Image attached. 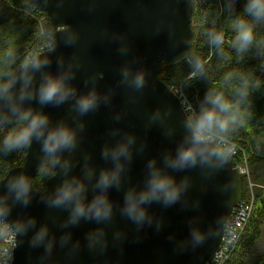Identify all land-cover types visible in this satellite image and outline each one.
<instances>
[{
  "label": "clouds",
  "instance_id": "clouds-1",
  "mask_svg": "<svg viewBox=\"0 0 264 264\" xmlns=\"http://www.w3.org/2000/svg\"><path fill=\"white\" fill-rule=\"evenodd\" d=\"M66 0H42V6L52 10L53 20L59 19L60 9ZM224 0L228 14L231 38L225 30L216 26L203 27L201 35L212 54L225 63H242L252 55L260 61L264 70V0ZM94 10L93 6L89 11ZM164 22L156 24L154 34L159 35ZM171 49L176 52L175 63H187L190 75L201 80L209 79V59L192 51V41L178 36L174 25H169ZM51 43L41 55L20 56L15 47L0 48V155L39 145L40 166L37 173L43 177L55 174L60 177L55 187L39 196V202L49 210L66 212L64 218L48 216L43 222L36 215L26 211L36 196L33 178L26 171L10 175L0 181V243L10 245L6 254L11 257L13 250L27 244L28 260L32 252L40 250L36 264H71L83 248L94 257L104 256L109 248L119 249L123 254L124 243L129 234L117 228L109 239V227L116 223L117 214L134 225L136 240L145 229L155 233L163 230V218L150 211L152 205L168 209L176 205L181 211L198 210L199 198L193 199L191 170H199L201 176L212 178L230 162L236 145L232 138L239 129L248 125L253 118V96L264 92V80L254 71L232 68L208 87L197 104L185 99L184 117L180 121L183 134L174 149H164L159 156L147 159L144 165L142 183H129L130 171L136 156L145 152L148 143L135 132L119 126L128 115L131 105L137 104L149 85L150 70L143 58L136 55L128 36L121 32L105 29L101 40L116 44V52L126 59L117 68L119 79L114 87L101 90L100 73L87 75L83 90L74 81L84 68L85 62L80 51L71 55H56L61 43L77 49L81 33L73 27H63L58 33H47ZM183 45V48H181ZM228 46L226 49L225 46ZM177 50H179L177 52ZM55 62L56 70L51 66ZM129 90L126 106L112 114L115 127L107 130L100 157L106 166L97 169L92 153L81 151L85 138L86 121L89 113L98 112L102 106L111 108L117 89ZM68 105L67 114L53 121L45 111L48 106L59 108ZM172 106H158L147 114L145 132L159 127L165 139H175L177 125L172 122ZM79 166V173L74 169ZM177 173H185L178 176ZM123 192V201H114L111 191ZM204 185L201 191H206ZM223 191V188H221ZM22 211L13 217V211ZM94 224L83 241L74 238L73 229L81 223ZM188 235L177 239L169 233L167 240L173 250L182 254L196 251L214 235L213 225L203 228L199 215L188 221ZM56 225L59 235L53 231ZM64 251L63 262L56 258V250ZM104 264H111L105 260Z\"/></svg>",
  "mask_w": 264,
  "mask_h": 264
},
{
  "label": "water",
  "instance_id": "water-1",
  "mask_svg": "<svg viewBox=\"0 0 264 264\" xmlns=\"http://www.w3.org/2000/svg\"><path fill=\"white\" fill-rule=\"evenodd\" d=\"M29 2L35 9L47 15L51 27H73L81 33L77 49L65 47L61 43L53 55L55 57L63 53L68 56L74 50L80 51L85 66L78 73L74 83L82 90L84 78L94 72L100 73L99 85L102 91L114 87L119 79L117 68L126 58L116 52V44L101 40V33L105 29L110 32L125 33L135 54L143 58L145 66L151 72L148 88L137 104L129 106L128 115L119 124L123 129L135 132L141 139L146 136L148 146L143 154L136 156L129 173L131 179H126V186L129 183H142L147 159L159 156L164 149H174L176 142L183 134V129L179 126L184 117L180 99L159 79L158 74L161 59L169 66L180 64L174 62L177 53L171 49L169 25H174L178 36H186L193 41L190 24L193 0H66L60 9L59 19L56 20H53L52 17L54 5L44 8L42 0H29ZM93 3L94 10L89 11ZM160 21L164 22V29L159 35H155V26ZM60 30L54 33H58ZM51 70H56L55 62H53ZM128 95L129 90L121 86L117 89L111 108L102 106L98 112L89 113L84 117L87 127L81 151L92 153L93 163L96 164L98 170L100 167L106 166V162L100 157L101 148L107 139L105 133L108 129L117 126L112 121V114L126 106ZM168 105L174 109L172 122L177 125L178 129L175 139H165L159 127H153L146 133L144 125L147 114L158 106ZM45 111L55 121L67 114L68 105L59 108L48 106ZM38 152L39 145L34 143L31 148L27 149L22 165L10 169L0 181H4L8 176L20 171H26L34 180L38 166H40ZM74 173H79V166L74 169ZM188 174L193 179L190 195L193 199L199 198L201 201L198 210L181 211L179 205L168 209L152 205L150 211L163 218V230L160 233H155L152 229H145L139 234V240H136L137 234L134 225L117 214L116 223L109 227V239L117 228L128 232L129 239L124 243L123 254L119 249L110 247L104 256L94 257L87 248H83L71 264H104L105 260H109L111 264H208L222 244L225 222L230 219L234 208L242 199V179L232 158L224 169L212 178L201 176L199 170L196 169L191 170ZM176 175L179 178L185 173ZM59 179V176L55 178V174H53L45 181L43 191H38L33 185L36 196L32 205L23 211L36 215L41 222L50 215L64 218L67 215L66 212L49 210L39 202V196L53 189ZM204 185L207 186V190L201 191ZM111 198L122 203L123 192L112 190ZM21 211L19 207L14 209L13 217ZM193 215H199L202 218L201 226L203 228H207L211 223L214 235L196 251L189 250L178 254L173 250V245L167 240V236L169 233H175L177 239L185 238L189 231L187 221ZM92 227L95 225L82 222L81 225L73 229L74 238L83 241L85 233ZM52 228L59 235L58 227L53 225ZM39 252L40 250H34L32 260L29 262V250L25 243L13 251L11 264H36ZM56 258L63 262L64 251L57 249Z\"/></svg>",
  "mask_w": 264,
  "mask_h": 264
},
{
  "label": "trees",
  "instance_id": "trees-1",
  "mask_svg": "<svg viewBox=\"0 0 264 264\" xmlns=\"http://www.w3.org/2000/svg\"><path fill=\"white\" fill-rule=\"evenodd\" d=\"M242 2L243 0H240L237 4L238 9L242 7ZM29 7V0H0V48L11 45L21 56L28 50L33 51L41 44L42 38L39 35L37 21L25 13ZM37 12L39 16L44 14ZM213 21H216L218 28L222 27L225 30L228 38H231L230 22L224 9V0H193L190 23L193 31L192 51L209 59L208 80L193 78L187 63L169 66L162 59L159 62V79L169 88H180L184 99L192 102L193 105L198 103L208 87L214 85L224 72L232 68L254 71L261 80H264V70L260 68V61L252 55L245 57L242 63L237 64L234 53H232V61L228 63L219 61L212 54L204 43L201 32L202 26L210 27ZM259 34L264 35V29H261ZM225 47L228 49L227 45ZM232 142L238 149L237 157L234 158L235 162L245 160L256 192L254 193V210L243 235L231 257L223 264H264L262 232L264 224V92L254 94L253 118L246 127L234 134ZM26 151L27 149L7 156L0 155V179L10 169L22 165ZM48 178L37 173L33 180L35 189L43 191ZM242 191L244 198V185ZM1 247L2 243H0V250Z\"/></svg>",
  "mask_w": 264,
  "mask_h": 264
},
{
  "label": "built area",
  "instance_id": "built-area-1",
  "mask_svg": "<svg viewBox=\"0 0 264 264\" xmlns=\"http://www.w3.org/2000/svg\"><path fill=\"white\" fill-rule=\"evenodd\" d=\"M37 11H38L37 9H35L33 6L30 5V7L27 9L25 13L31 19H35L37 21L40 30L39 35L42 38V42L33 51L28 50L23 55L29 53L33 55L45 53L46 52L45 45L51 43V40L48 37L47 33L49 32L54 33L55 31L61 29V28H52L49 25V19L47 15L43 14L39 16L37 15L38 13ZM170 89L180 99L183 108L185 99L181 93L180 88H175V89L170 88ZM237 153H238V149L236 147L233 155L231 156V158L234 161H235L234 158L237 157ZM235 168L239 172V175L241 176L243 181H248V186L252 187V185L249 183L250 173L245 160H243L242 162H238V161L235 162ZM254 201H255V196L253 192L251 190L245 191L244 198L242 196L241 201L234 208L232 216L230 217V219H228L225 222L222 244L219 250L216 252L214 257L208 264H223L231 257L243 235L244 229L250 219V216L253 213ZM8 248H10V245L2 244L0 250V264H11L14 250L11 253V257H9V255L6 254V250Z\"/></svg>",
  "mask_w": 264,
  "mask_h": 264
},
{
  "label": "rangeland",
  "instance_id": "rangeland-1",
  "mask_svg": "<svg viewBox=\"0 0 264 264\" xmlns=\"http://www.w3.org/2000/svg\"><path fill=\"white\" fill-rule=\"evenodd\" d=\"M243 183V185H244V189H245V191H249V190H251L252 192H253V194L256 192V191H254V187H253V184H252V182H251V178H250V180H249V183L252 185V187H249L248 186V181H243L242 182ZM255 196V195H254ZM262 232H263V236H264V224H263V227H262Z\"/></svg>",
  "mask_w": 264,
  "mask_h": 264
}]
</instances>
